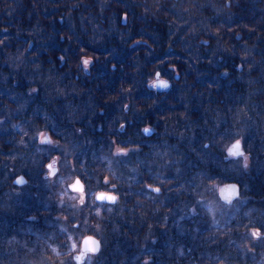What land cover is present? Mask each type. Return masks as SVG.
I'll return each mask as SVG.
<instances>
[{"label":"trees","instance_id":"16d2710c","mask_svg":"<svg viewBox=\"0 0 264 264\" xmlns=\"http://www.w3.org/2000/svg\"><path fill=\"white\" fill-rule=\"evenodd\" d=\"M56 158L85 204L47 187ZM90 235L91 264H264V0H0V264Z\"/></svg>","mask_w":264,"mask_h":264},{"label":"clouds","instance_id":"9594fccd","mask_svg":"<svg viewBox=\"0 0 264 264\" xmlns=\"http://www.w3.org/2000/svg\"><path fill=\"white\" fill-rule=\"evenodd\" d=\"M91 65V62L88 63L87 67H85L86 69H89ZM148 87L152 90H168L171 87V82L169 81L168 78L164 77L161 72L157 71L154 75V77L152 79H150L148 81ZM125 127V125H121V128ZM151 126H145L143 127L142 131L144 133H148V129H150ZM52 138H51V133H48L47 136H45L44 134L41 135L40 137V143H49L51 144ZM127 151L124 152L123 155H127ZM227 156L228 157H240L243 156L244 157V167L247 168L248 167V157L244 154L243 150H242V139H236L234 143L231 144L230 147L227 148ZM49 165H52L53 168H55L56 165V159H52L48 164H46V168L49 169ZM23 181V183H19L20 185L26 184L27 180L23 177L20 176L17 178L16 181H14L15 183H18V181ZM72 189L74 191H78L81 193L80 196V203L83 204L84 203V197H83V182L78 178L76 180V182L74 184L71 185ZM225 188H221L220 192L221 194L224 196V199L228 200L229 202H231V198L233 196H238V186L235 184H232L228 187L227 191H224ZM96 199L97 200H105L108 199V197H106L104 195V192H98L96 193ZM117 199V198H116ZM115 199V200H116ZM115 200H112L111 202H115ZM252 235L254 237H260L261 235V230L260 229H253L252 230ZM98 241H95L93 239V237L89 236L88 238L83 240V248L80 251V253L78 255H76L74 257V260L76 262V264H84V260L87 257V254L89 252L91 253H96L99 251V247H96ZM72 249L75 250L76 249V244L73 243L72 244Z\"/></svg>","mask_w":264,"mask_h":264},{"label":"rangeland","instance_id":"374dc122","mask_svg":"<svg viewBox=\"0 0 264 264\" xmlns=\"http://www.w3.org/2000/svg\"><path fill=\"white\" fill-rule=\"evenodd\" d=\"M45 136H47V135L45 134ZM240 157L244 161V157L243 156H240ZM237 158H239V157H237ZM43 168H44L43 170H45L43 177L46 180H48V181L51 182V183H48L47 184V187H51V185L54 184L55 195L58 198H60V199L63 200V197H65L66 199L68 198V201H77V202L80 201L81 194H79L78 192L77 193H74L76 195H79L78 197L74 196V198L72 199L69 196V193H71V192L68 190V186L72 185L75 182V177H77L75 175V170H74V168H72V166H69L67 164L64 165L63 162H62V165H61V159L56 158V165H55V168H54V171L56 170V173H55L54 176H51V177H50V175L52 174V171L53 170L46 169L45 166ZM94 188L95 189L97 188V183L96 182H95V185L92 184V188L91 189H94ZM221 188L222 187H218V189H216V190L217 191L219 190V193H221L220 192V189ZM84 193H83V197H84V204H85L86 203V200H85V194ZM90 198L93 200L94 204H97L96 203V200H95V194H93ZM246 241L249 242L248 236L246 237ZM80 242H81V240L78 241V242L72 240V242H71V245L73 243L76 244V249L73 250L71 252V254H70V258H71V263L72 264H76V262L74 260V257L80 253V249H81L80 248L81 247ZM91 255H92L91 258H89V257H86L85 258L84 264H91V261H92L91 259L94 258L96 256V254L95 255L94 254H91ZM69 261H70V259H69Z\"/></svg>","mask_w":264,"mask_h":264},{"label":"snow or ice","instance_id":"6c2138e0","mask_svg":"<svg viewBox=\"0 0 264 264\" xmlns=\"http://www.w3.org/2000/svg\"><path fill=\"white\" fill-rule=\"evenodd\" d=\"M89 62H90L89 59H87V58H84L83 59V65L85 67H87V65H88ZM150 131H151V129H148V133ZM124 152H125V150L123 148H118L117 149V154H124ZM49 169L53 170L52 171V175H55V171H54V168L52 167V165H49ZM18 183H23V181L22 180L21 181H18ZM227 190H228V187L224 189V191H227ZM154 191L159 192L160 191V188H155ZM104 195L106 197H108V199H105V200L112 201V200H115L116 199V197L114 195H109V194H106V193H104ZM105 200H100V201H105ZM96 247H98V243H97Z\"/></svg>","mask_w":264,"mask_h":264},{"label":"water","instance_id":"95a60500","mask_svg":"<svg viewBox=\"0 0 264 264\" xmlns=\"http://www.w3.org/2000/svg\"><path fill=\"white\" fill-rule=\"evenodd\" d=\"M234 158H237V157H234ZM55 173H56V170H55ZM51 176H54V175L51 174L50 177H51ZM77 179H78V178H77ZM77 179H76V180H77ZM16 180H17V179H16ZM16 180H15V181H16ZM76 180H75V182H76ZM80 180H81V179H80ZM75 182H74V183H75ZM74 183H73V184H74ZM15 185L18 186V187H23V185H25V184L20 185L19 183H15ZM68 189H69L70 191H72V192H75V193L78 192V191H74V190L72 189L71 185L68 187ZM84 192H85V190H84V185H83V193H84ZM78 193H80V192H78ZM80 194H81V193H80ZM109 195H113V194H109ZM95 200H96L97 203L102 202V203H107V204L115 203V202L117 201V199L115 200V202H111V201H108V200L100 201V200H97L96 197H95ZM90 236H91V235H90ZM91 237H93V239H94L95 241H98V239L95 238L94 236H91ZM86 238H88V237H85L84 239H86ZM84 239H83V240H84ZM83 240H82L81 243H80V244H81V249H80V251H81L82 248H83ZM98 247H99V251H100L101 243H100L99 241H98ZM99 251H98V252H99ZM98 252H96V253H91V252H89V253L87 254V256H88V255H91V254H97Z\"/></svg>","mask_w":264,"mask_h":264},{"label":"bare ground","instance_id":"6f19581e","mask_svg":"<svg viewBox=\"0 0 264 264\" xmlns=\"http://www.w3.org/2000/svg\"><path fill=\"white\" fill-rule=\"evenodd\" d=\"M243 150V152H244V149H242Z\"/></svg>","mask_w":264,"mask_h":264},{"label":"flooded vegetation","instance_id":"af4514ba","mask_svg":"<svg viewBox=\"0 0 264 264\" xmlns=\"http://www.w3.org/2000/svg\"><path fill=\"white\" fill-rule=\"evenodd\" d=\"M47 169V168H46ZM27 180V179H26Z\"/></svg>","mask_w":264,"mask_h":264}]
</instances>
